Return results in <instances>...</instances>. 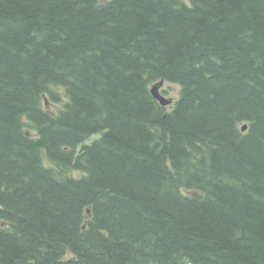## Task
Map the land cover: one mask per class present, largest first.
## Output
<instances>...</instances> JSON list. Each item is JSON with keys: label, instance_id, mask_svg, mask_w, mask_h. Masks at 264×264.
I'll return each instance as SVG.
<instances>
[{"label": "trees", "instance_id": "trees-1", "mask_svg": "<svg viewBox=\"0 0 264 264\" xmlns=\"http://www.w3.org/2000/svg\"><path fill=\"white\" fill-rule=\"evenodd\" d=\"M0 264H264V0H0Z\"/></svg>", "mask_w": 264, "mask_h": 264}, {"label": "rangeland", "instance_id": "rangeland-1", "mask_svg": "<svg viewBox=\"0 0 264 264\" xmlns=\"http://www.w3.org/2000/svg\"><path fill=\"white\" fill-rule=\"evenodd\" d=\"M157 84H159V82H156L155 83V85H157ZM156 90L160 93V95H162L164 98H166L167 100H169L170 103L167 104L165 106V108L167 110L170 109L171 102L176 101L177 98H178L179 86L176 85V84L163 82L161 84V86H158L157 85ZM42 107H43L44 111L48 112L49 114H54L60 108V104L59 103L58 104L50 103V102H48L46 100V97L44 96L43 97V101H42ZM28 131H29V133L31 135H34V132L32 130L29 129Z\"/></svg>", "mask_w": 264, "mask_h": 264}, {"label": "water", "instance_id": "water-1", "mask_svg": "<svg viewBox=\"0 0 264 264\" xmlns=\"http://www.w3.org/2000/svg\"><path fill=\"white\" fill-rule=\"evenodd\" d=\"M162 82H159V84H157L158 86H161ZM157 85H155L154 87H152L150 89V92L152 94V96L158 100V102L161 104V105H165L167 103V101L165 99H163L160 94L158 93V91L156 90L157 88ZM246 130V126L242 127V131L244 132Z\"/></svg>", "mask_w": 264, "mask_h": 264}, {"label": "bare ground", "instance_id": "bare-ground-1", "mask_svg": "<svg viewBox=\"0 0 264 264\" xmlns=\"http://www.w3.org/2000/svg\"><path fill=\"white\" fill-rule=\"evenodd\" d=\"M155 85V83L151 86V88L153 87ZM150 88V89H151ZM163 99H165L166 101H167V103L165 104V105H163V106H166L167 104H169L170 102H169V100H167L166 98H164L162 95H160Z\"/></svg>", "mask_w": 264, "mask_h": 264}]
</instances>
